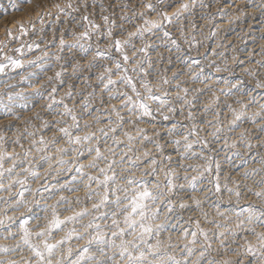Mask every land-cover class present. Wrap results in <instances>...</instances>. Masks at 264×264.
Instances as JSON below:
<instances>
[{
	"label": "snow or ice",
	"instance_id": "6c2138e0",
	"mask_svg": "<svg viewBox=\"0 0 264 264\" xmlns=\"http://www.w3.org/2000/svg\"><path fill=\"white\" fill-rule=\"evenodd\" d=\"M24 2L31 4L32 0ZM219 2L213 0V3ZM197 4L201 8L210 7L205 0H168L167 7H162L165 0H109L108 5L102 0H63L53 3L51 8L37 4L40 11L35 20H29L27 25L21 21L16 29L18 34L12 28H5L4 39H0V76L11 79V74L26 64L45 71L43 61L48 53L44 52L36 60L26 61L23 59L26 53L39 49L40 44L22 38L30 32L35 34L37 23L42 33L46 18L61 22V17H64L62 23L70 26L59 29L58 51L53 54L55 61H63L61 53L67 49L74 61L71 64L73 75L97 67L102 70L95 76V87L88 83L89 76L84 77V82L93 91L86 95L80 93L83 96L80 114H77L75 104L69 106L65 102V98L75 99L72 84H68L67 91L59 100L56 99L58 89L55 85L47 95L44 84L35 88L36 97L49 101L46 105L48 110L57 105L62 106V111L55 112L60 119L54 121L51 139H46L43 134L37 139L39 130L28 131L25 128L20 133L17 129L11 143L21 149L19 152L16 147L9 151L5 146L8 143L5 130L13 127V120L23 119L17 109L28 110L30 97L22 91H6L16 88V85L3 82L4 88H0V124L4 120L9 123L0 128V192L7 193L0 196V205H3L0 207V240L14 243H0V254L6 257L0 258V264H264V152L259 151L264 149V136L255 137L257 143H253L252 132L241 127L247 122L264 133V103L251 95L256 89L264 90V43L260 44L261 59L243 68L239 77L228 66L227 60H224L223 66L214 60L203 64L202 59L207 60V54L200 58L199 49L204 45L197 39L196 33L200 29L193 19ZM97 6L100 23L95 18ZM229 7H234V14L228 21L230 24L246 18L248 13L245 9L249 7L252 8L253 19L258 12L260 39L264 41V0H259V3L240 0L239 4L232 0ZM10 9L20 10L11 0ZM2 14L7 15L8 9L2 10ZM219 14L228 15L223 11ZM201 19L211 23L214 17L201 16ZM171 29H175L176 34ZM216 34V30L210 33L213 37ZM66 35L71 37V42L65 39ZM13 42H18L19 46L12 47ZM160 47L170 54L169 64L172 63L171 54L175 53L176 60L187 69L186 73L174 72L172 80L187 75L193 83L199 82L211 92L212 98L204 106V112H213L214 122L205 121L213 129L209 133L212 141L200 135L204 128L196 123L192 111L196 97L189 98L188 87H182L181 83L175 85L179 90L175 100L181 104L177 109L165 87L171 83L170 79L166 75L159 76L156 83L149 79L154 69L151 53L156 52L158 62L164 59L158 51ZM217 47L224 45L218 44ZM76 54L85 60L83 66L75 58ZM212 55L223 56V53L213 50ZM252 55L249 53L250 57ZM232 60L237 61V57L234 55ZM99 61L106 63L98 64ZM206 67L212 72L206 73ZM216 73H228L234 79L216 77ZM65 74L66 69L60 64V69L47 80L63 84ZM36 75L32 72L21 76L20 83ZM244 77L254 81V88L246 87L248 81ZM220 83L225 87L218 91L226 98L223 106L231 116V119L225 117L227 124L220 119V95L213 90V84ZM97 89L102 107L105 95L109 102L119 101L118 105L110 104L103 108L107 113L106 123L99 114L101 108L96 109L97 115H92L89 110L97 96ZM202 91L200 88L191 89L194 93ZM233 96L237 97L235 103L238 108L228 103V98ZM261 99L264 100V97ZM250 108L254 110L249 114ZM177 115L190 123L177 119L162 136L157 128L158 117L171 122ZM85 116L91 117V121ZM35 118L41 119L39 113ZM25 123L30 124L31 120ZM141 124L151 125L153 135L148 134L147 128L140 127ZM94 125L97 127L92 130ZM125 125H130L131 130ZM40 127L48 129L49 122L43 120ZM237 129H241L237 138L230 139L228 134ZM81 132L82 135L79 134ZM121 134L124 139H121ZM25 138H30L28 147L22 142ZM221 140V150H230L242 166L249 165L250 161L258 165L244 167L239 173L243 181L252 180L251 185L244 183L242 186L241 181L224 172L220 160L214 155L218 150L212 146ZM137 143L152 144L158 155L147 147L138 155L140 149L135 147ZM121 145L125 150L118 153ZM169 146L172 151L166 152ZM254 149L257 151L252 156ZM70 151L73 154L71 159L65 160L63 157ZM85 153L87 164L80 162ZM172 153L178 156L175 168L172 167ZM232 156H225L229 164L232 163ZM190 160L203 163H183ZM37 161L42 163L37 165ZM53 161L58 166L55 169ZM101 161L104 166H100ZM43 164L48 167L41 173L39 168ZM118 166H123L119 172ZM86 168L96 170V174L85 171ZM177 169L183 170L182 178ZM53 171V179L61 173L75 171L77 175L63 184L52 185L48 183V177ZM179 179L186 183H177ZM31 181H36L37 187L33 188ZM79 184L84 185L86 198L92 201L91 209L83 207L77 210L72 206L73 200L63 195L65 191L79 192L80 188L74 186ZM182 192L187 194V200L183 197L179 202L173 199ZM213 196L215 200L211 207L215 209V218L210 219L203 206ZM250 197L256 200L249 202ZM48 200L53 203H47ZM75 202H81L79 196L75 197ZM62 205L69 214L61 215L59 209ZM177 207L181 211L194 209L205 223L213 227H203L200 219L190 215L185 223L194 225V228L179 227V236L173 242L170 230H176L177 225L171 224L170 220ZM86 217L88 220L84 223ZM180 220L183 216L177 215V223ZM165 232L169 233L167 239L162 238ZM74 241L75 248L72 246ZM213 251L218 259H209ZM193 256H196L195 260L191 259Z\"/></svg>",
	"mask_w": 264,
	"mask_h": 264
},
{
	"label": "rangeland",
	"instance_id": "374dc122",
	"mask_svg": "<svg viewBox=\"0 0 264 264\" xmlns=\"http://www.w3.org/2000/svg\"><path fill=\"white\" fill-rule=\"evenodd\" d=\"M11 2H14L20 10L19 11H11L10 0H0V39H4L5 28H12L14 30V32H16L17 25L21 21H23L27 25V22L29 20H35L37 12L40 11V9H37V7H36L37 4H40L42 7H45V8H51V5L53 3L63 2V0H32L31 4L25 3L24 0H11ZM102 2L105 3V5L109 4V0H102ZM254 2L259 3V0H254ZM167 3H168V0H165V5H162V7H167ZM205 3L210 4V7L201 8L199 6V4H197V6L194 9V17H193V19L195 20V23L197 24L198 28L200 29L196 33L197 39L201 40L203 42V45H204L203 47H201L199 49L200 54H201L200 58H202L205 54H207V60L202 59V63L207 65L210 61L214 60L217 64H220L221 66H223L224 60H227L228 66L230 68L234 69L236 77H239L242 74L243 68L254 65L256 60L261 59V57L259 55L260 44L264 43V41H262L260 39L261 21H260L259 13L257 12L256 18L253 19L252 18V10H251L252 8L249 7L245 10L247 13H249V15L246 18H243L242 21L234 22V23L230 24L228 22L229 18L231 15L234 14V7L233 8L229 7V5L232 4V0H220L219 3H213V0H205ZM236 3L239 4L240 0H236ZM4 9H8L7 15L2 14V10H4ZM168 10L170 11L171 9H168ZM220 11L226 12V13H228V15L222 16L219 14ZM53 13H55L54 9H53ZM96 13H97V15L95 18H96L97 22L100 23L101 21L99 19V7L98 6L96 9ZM77 15H79V14H77ZM116 15H117V23H119L120 22L118 19L119 12H117ZM209 15L214 17V19L212 20L211 23H209L208 20H206V19H201V16H209ZM63 20H64V17H61V22H56L53 18H46V24L44 26V31L42 33L39 31L40 25H39V23H37L36 24V30H37L36 33L32 34L30 32L27 37L22 38L24 40H27L28 42L35 40L37 43L40 44L39 49H34L32 52L26 53V55L23 57V59H25L26 61L36 60L38 56L42 57L44 52L48 53V56L44 57V61H43V67L45 68V71H41L39 68H30L26 64V66L24 68L18 69L15 73H12L11 79H9V77H7V76H0V88H4L3 82L6 81L9 84H15L16 85V88L6 89V91H16V92L22 91L24 95L30 97V99L28 101V104H29L28 110L17 109L19 115L23 119L19 120V121L13 120L12 121L13 127L10 130H7V129L5 130V134L8 137V143L5 146L10 151L13 147H16V151H18V152L21 151V149L18 146L12 145V143H11V141L15 138L13 134L17 131V129H19L20 133H23L25 128H27L28 131L39 130L37 132V139L39 138L40 134H43L46 139H51L52 135L54 134L53 133V129L55 127L54 121L56 119H60L59 116L55 115V112L62 111V106L54 105L52 110H48L46 105L49 103V101L47 99H41L39 97H36L35 96V88H38V87H40L41 84H44L45 85V88H44L45 95H47V92H49L51 90V87L53 85H55L58 89L57 93L55 94L56 99L59 100L61 97L64 96V93L67 91L68 84H72L73 88H74L75 99L69 100V99L65 98V102L68 103L69 106H73V104H75L77 114H80L82 111L81 106H80V101L83 99V96H81L80 93L83 92L86 95L88 92L93 91V88L88 87V85L84 82V77L85 76L90 77V80L88 83H91L93 85V87H95L97 85V81L95 79V76L97 73H99L102 70L101 68L97 67V68L91 69L90 71H83V72H80V73L73 75L71 72V64L74 61L72 60L71 54L67 51V49H65V51L63 53H61V55L64 57V60L61 61L60 63H57L55 61V59L53 58V54L58 51L57 45H58L59 36H60L59 29L60 28H67L70 26V25H65L64 23H62ZM222 23H223V25H222ZM128 27H131V26H128ZM54 29H55V31H54ZM242 29H243V31H241ZM76 30L80 31V29H78V28ZM171 30L173 31L174 34H176L175 29H171ZM213 30H216V32H217L216 36H214V37L210 35L211 31H213ZM16 34H18V32H16ZM205 37H207V39ZM241 37H243V39H241ZM65 39L68 42H71L70 36L66 35ZM104 43H106V41ZM137 43H139V42L137 41ZM218 44H224V47H217ZM11 46L12 47H18L19 43L13 42V44ZM186 47L187 46H185V48ZM213 50H215L217 53H223V56H221V55L213 56L212 55ZM158 51L163 55L164 59L162 61L158 62V57L156 55V52L151 53V56H152V59L154 62V69L152 70V73H151L149 79L153 80L154 83L158 82V78L161 75H166L170 79L171 83L169 85H166L165 87L168 89L170 96L173 98V103L175 104L177 109H179L181 107V104L179 101L175 100V96L177 94V91H179L178 89H176L175 85L177 83H181L182 87H188L190 89L189 98L191 99L193 96L196 97L195 107L192 109V111L194 112V115L196 117V123L199 127L202 126L204 128V132H201L200 135L202 137H207V139H209V141H212L213 137L210 136L209 133L213 129L210 126H208L207 124H205V121L212 120L214 122L213 112L211 110H209L207 113L204 112L205 104H208L212 98L211 92L208 91V89L205 87V85L200 84L199 82L193 83L187 75L181 76L179 80H172V75L174 72H185L186 73L187 69L184 65L180 64L176 60V54L175 53L171 54L172 63L169 64L168 57L170 54L162 47H160L158 49ZM249 53H253V55L250 57ZM10 54L16 55L15 53H10ZM192 55L193 56L196 55L195 51H193ZM234 55L237 57V61H235V62L232 60V57ZM75 58L80 60V63L82 66L85 64V60L81 58L80 54H76ZM100 63H106V62L105 61H99L98 64H100ZM60 64H63L64 68L66 69V74L63 77L64 83L60 84L58 81L49 82L47 80V77L48 76H54L55 71L60 69ZM32 72H35L37 74L36 77H30V79L27 82L20 83V77L21 76H26ZM205 72L211 73L212 69L206 67ZM214 76H216V77H227L229 79H234V77L230 76L228 73H216V74H214ZM244 79L246 81H248L246 87L254 88V81H252L251 78L244 77ZM29 84L33 85V87H30ZM223 87H225V85L222 83L213 84V90L217 92V95H220L218 90L220 88H223ZM194 88H200V89H203V91L200 93L191 92V89H194ZM180 94L183 95L182 92ZM251 95L255 96L256 99L259 100L261 103H264L263 102L264 100L261 99V97H264L263 96L264 90L256 89L255 91L251 92ZM5 99H6V97H5ZM104 99H105V105L102 107L99 104V91L97 89V96L94 98V103L92 105H90L89 110L92 112V115H97L96 109L101 108V112L99 114L102 116L104 123H106L107 113L103 111V108H107L110 104H117L118 105L119 101L114 100V102L113 101L109 102L107 100L106 95H105ZM225 99L226 98L224 96L220 95L221 104H220L219 110L221 112L220 119L225 124H227V119H230L231 116H230V114H228L227 109L223 106ZM236 99H237V97H235V96L228 98V103H231L233 105V107L238 108L239 105H237L235 103ZM246 102H247V100H246ZM253 110H254V108H250L249 114ZM186 112H187V108L185 107V114H186ZM37 113H39L41 119L35 118ZM226 116H227V119H225ZM85 119H88L89 121H91V117L85 116ZM177 119L183 121L184 123H190L188 121H185L183 119V117L179 116V115H177L171 122L163 121L162 119H160L158 117L157 128L160 131V133H162V136L165 133L166 129L168 127H170L172 123H175V120H177ZM27 120H31V123L30 124L25 123V121H27ZM43 120H47L49 122V128L48 129H43L40 127ZM69 122H71V121H69ZM8 123H9V121H7V120L3 121V124H8ZM3 124H0V128L3 127ZM95 127H97V126L94 125L92 130H95ZM140 127L147 128L148 134L150 133L149 134L150 136L153 135V129H152L151 125L141 124ZM241 127H243V129H247V130H250L252 132L253 137H254L253 143H257V140L255 139V137L264 136V133L258 132V130L250 123L245 122L241 125ZM81 128H83V120L81 121ZM125 128L131 130L130 125H125ZM240 130L241 129H237L235 132L229 133L228 135H229L230 139H236ZM55 134L57 136L60 135L59 133H55ZM79 134L82 135L83 132H81ZM133 134L135 135L134 130H133ZM28 139H30V138H25L22 140L25 147H28ZM121 139H124L122 134H121ZM161 142L163 143V140H161ZM61 143H63V141H61ZM108 143L111 144V141H109ZM222 143H223L222 140L220 141V143L214 142L212 144V146H213V148L218 150L217 152L214 153V155L220 160L221 166H222V169L224 170V172H229L235 179L241 181L242 186L244 183L251 185L252 180L243 181L242 177L239 175V173L244 170V167H258V165L253 164L250 161L249 165L242 166L241 161L239 159H237L236 157L232 156V152L230 150H228V149L221 150L222 145H223ZM144 146L147 147L150 151H153V154L158 155V153L156 152V150L152 144L141 145V144L137 143V144H135V147L138 149L140 148V152L137 153L138 155L142 153ZM113 147H115V146H113ZM123 150H125V149H123V145H121L120 148L117 149V152L119 153L120 151H123ZM171 151L172 150H171L170 146L166 148V152H171ZM256 151L257 150L254 149L253 152L251 153V155L254 156ZM259 151L264 152V149H259ZM72 155L73 154L70 151L69 154L64 156L63 158L65 160H68V159H71ZM172 155H173V161H174V163L172 164V167L175 168V167H177L175 161H177L178 156H176L177 154H175V153H172ZM225 156H232V163L231 164H229L228 160L225 159ZM245 158L246 159L249 158L248 154H246ZM116 159L118 160L119 156H117ZM85 160L86 161L88 160L87 153H85V155L83 157H81L80 162L83 163V161H85ZM54 162L55 161H53V166L55 169L58 166ZM87 162L84 164H87ZM41 163L42 162L37 161V165H39ZM99 163H100V166H104L103 161H101ZM183 163H203V161H192V160H190V161L183 162ZM47 167L48 166L46 164H43V167H40L39 170L41 171V173H43L44 169H46ZM120 167H123V166H118L117 172H119ZM85 171H87V172L92 171L91 173L93 175L96 174V170H94V169H87L86 168ZM177 171H178V175L182 178V176L184 175L183 170L177 169ZM189 174L195 175L192 172H189ZM75 175H77V173L75 171H73L71 173H64V174L61 173L60 176H57L55 179H53V176H55V171H53V174L48 177V183L52 184V185L63 184L64 181L71 180V177L75 176ZM139 175L140 174L138 172L137 176H139ZM149 179H151V177H149ZM256 179H259V177H256ZM41 182H43V181H41ZM180 182L182 183L183 180L179 179L177 181V183H180ZM183 183H185V181ZM205 184H206V181H205ZM31 186L33 188L37 187V182L31 181ZM74 186H78L80 188V191L75 192V193H70V192L65 191L63 193V195L68 196L69 198H71L73 200L72 206L74 208H76L77 210H79L83 207H86V206H87V208L89 207V209H91L92 201H90L86 198L84 185L79 184V185H74ZM92 187L95 188L96 185L93 184ZM6 195H7V193L0 192V196H6ZM45 195H48V193H45ZM57 195H59V193ZM76 196L80 197L81 202L79 204H77L75 202ZM180 197H183L185 200H187L186 199L187 194L184 192L180 193L179 196L174 197L173 199H175V200H177V202H179ZM30 198L31 197H29V199ZM213 200H215L214 196L210 197L209 201H206L204 203V206H203L204 210L209 213L210 219L215 218V209L213 207H211V203ZM255 200H256L255 197H250L249 202L255 201ZM188 202L191 203V201H188ZM41 203L43 204L44 201H41ZM47 203H53V201L48 200ZM257 203H259V202L257 201ZM224 206H226V205H222V207H224ZM244 206H246V203ZM0 207H3V205H0ZM64 207L65 206L62 205L59 209L62 216L65 215L63 213H67L64 211ZM106 210L107 209H102V211H106ZM22 211H23V209H22ZM10 213H11V211L9 212V215L12 214V213L11 214ZM177 215L183 216V220H180L179 223H177ZM190 215H193V216H195V218L200 219L201 225L203 227H205V228H212L213 227L212 225L205 223L202 216L200 215V213L195 211L194 209H186V210L181 211L177 207L176 213L173 214V217L170 220L171 224L177 225L176 230H170L171 235L173 237V242H175L176 237L179 236V231H178L179 227L183 226L185 228H190V229L194 228V225H190V224L185 223V221L187 220V218ZM87 220H88V217H86L83 222L87 223ZM13 230L15 231V229H13ZM167 233L168 232H165L163 234V237H162L163 239H167V236L169 235V233L168 234ZM6 242H7V244L14 243L13 241H11V242L5 241V243ZM2 243H4V242H2ZM74 243L76 244L75 241L73 242V244ZM75 244L72 245L74 248H75ZM215 247H216V244L214 243L213 248H215ZM197 248L199 250V246H197ZM198 254H199V251H197V255ZM1 257L6 258L2 254H0V258ZM213 257H215L217 259L219 258L215 251H213L211 253V256H209V259H211ZM191 259L195 260L196 256H193Z\"/></svg>",
	"mask_w": 264,
	"mask_h": 264
},
{
	"label": "bare ground",
	"instance_id": "6f19581e",
	"mask_svg": "<svg viewBox=\"0 0 264 264\" xmlns=\"http://www.w3.org/2000/svg\"><path fill=\"white\" fill-rule=\"evenodd\" d=\"M221 8V7H220ZM246 10V9H245ZM250 10V9H249ZM252 10V9H251ZM196 12V11H195ZM233 14V13H232ZM248 15H249V13H248ZM226 23V22H225ZM221 25V24H220ZM222 25H223V23H222ZM260 25V24H259ZM230 27V26H229ZM259 32V31H258ZM247 37V36H246ZM233 39V38H232ZM224 45V44H223ZM251 52V51H250ZM209 55V54H208ZM39 57V56H38ZM167 65V64H166ZM250 65V64H249ZM241 66V65H240ZM235 67V66H234ZM92 78V77H91ZM199 84V83H198ZM28 90V89H27ZM264 96V95H263ZM97 99V98H96ZM43 101V100H42ZM114 102V101H113ZM206 102V101H205ZM264 102V101H263ZM98 103V102H97ZM206 105V104H205ZM24 113V112H23ZM35 115V114H34ZM231 119V118H230ZM247 125V124H246ZM201 126V125H200ZM248 126V125H247ZM199 127V126H198ZM202 127V126H201ZM149 128V127H148ZM243 128V127H242ZM162 132V131H161ZM204 132V131H203ZM152 133V132H151ZM150 134V133H149ZM162 134V133H161ZM218 143H220V142H218ZM223 144V143H222ZM221 145V144H220ZM145 147V146H144ZM124 149V148H123ZM140 149V148H139ZM153 150V149H152ZM198 150V149H197ZM10 151V150H9ZM153 152V151H152ZM177 156V155H176ZM88 161V160H87ZM86 160L85 161H83V163H86L87 162ZM55 163V162H54ZM47 165V164H46ZM92 172V171H91ZM94 172V171H93ZM242 172V171H241ZM64 174V173H63ZM195 174V173H194ZM74 175V174H73ZM65 182V181H64ZM184 182V181H183ZM182 182V183H183ZM181 183V182H180ZM186 183V182H185ZM94 188V187H93ZM83 192V191H82ZM77 194V193H76ZM85 196V195H84ZM185 197V196H184ZM187 199V198H186ZM89 204V203H88ZM85 206V205H84ZM80 207V206H79ZM87 207V206H86ZM89 208V207H88ZM12 213V212H11ZM10 213V214H11ZM63 214H65V215H67V214H69V213H63ZM199 217V216H198ZM168 234V233H167ZM2 242H4L5 243V241H3V240H0V243H2ZM11 242V241H10ZM7 243V242H6ZM82 243V242H81ZM75 244V243H74ZM73 244V245H74ZM2 258V257H1Z\"/></svg>",
	"mask_w": 264,
	"mask_h": 264
}]
</instances>
